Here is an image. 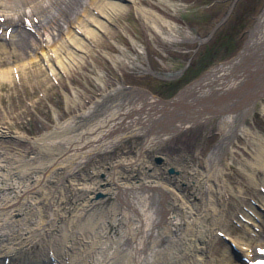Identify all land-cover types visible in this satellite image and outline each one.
I'll use <instances>...</instances> for the list:
<instances>
[{
  "label": "rangeland",
  "instance_id": "374dc122",
  "mask_svg": "<svg viewBox=\"0 0 264 264\" xmlns=\"http://www.w3.org/2000/svg\"><path fill=\"white\" fill-rule=\"evenodd\" d=\"M124 4L125 12L102 19L106 29L91 26L97 38L87 40L85 51H76L83 61H76L75 65L64 62V68L55 67L57 76L48 72L41 58L34 66L30 65L33 53L29 51L23 59L11 54L0 57V72L11 73L9 79L0 82V131L6 133L0 137V174L7 176L21 171L22 178L7 179L4 183L36 186L39 195L50 196L51 203L43 207L48 218L41 223L38 220L41 211L36 207L34 222L28 221L30 235L38 241H55L65 236L67 239L77 226L92 228L89 225L95 224L98 231L110 236L114 251L116 245L112 241L123 239V234L114 231V227L106 231L104 224L105 220L114 219L116 228L124 226L123 205L109 195L117 190L114 178L121 186L137 188L140 195H149L151 192L146 190H152L156 204L171 202L181 208L177 219H183L184 224L176 227L168 223L159 229L161 232L168 226L191 238L200 222L206 227L212 223L215 216L210 217V212L217 211V218L223 216L228 225L227 229L213 232L217 237L212 243L213 252L216 256L223 255L225 261L213 264H239L229 253L225 238L235 242L249 238L250 227L243 221L248 216L257 218L258 230L264 231V174L256 170L264 167V94L253 99L248 112H222L219 105L215 113L203 111L194 125L145 150L148 137L140 134L89 154L85 152L95 145L83 147L80 162L59 166L36 185L37 174L46 171L56 157L68 155L65 147L70 138L85 135L104 118V112L128 96L118 90L119 83L140 87L163 99L175 97L189 82L235 57L248 42L264 10V0H240L214 39L199 46L196 38L206 37L231 1L141 0ZM137 7L149 9L162 30L155 31ZM12 48L23 55L21 47L0 42V51L9 52ZM70 50L74 51L64 50L61 56L66 57ZM151 73L166 74L159 77L166 80L161 82H177V87L159 88L160 80ZM198 108L202 105L189 109ZM69 121L73 123L68 124ZM241 127L246 132H239ZM120 133L122 129L106 141ZM40 138L44 140L39 141ZM156 157H162L163 163L157 164ZM211 167L217 172L208 177ZM170 168L175 169L174 174H169ZM98 193L104 194V198H97ZM88 197L97 205L89 213L82 212L81 205ZM244 198L246 201L241 202ZM175 211L172 217L176 216ZM201 246L197 244V248ZM63 250L60 248L61 253ZM184 252L185 249L181 251ZM61 253L52 262L47 250L37 249L32 254L26 247L19 249L10 264H42V260L43 264H73ZM181 261L188 263L183 259L174 264Z\"/></svg>",
  "mask_w": 264,
  "mask_h": 264
},
{
  "label": "bare ground",
  "instance_id": "6f19581e",
  "mask_svg": "<svg viewBox=\"0 0 264 264\" xmlns=\"http://www.w3.org/2000/svg\"><path fill=\"white\" fill-rule=\"evenodd\" d=\"M125 1L141 0H0V42L21 47L24 55L18 54L15 48H12L9 52L6 49L1 50L0 57L11 54L14 58L23 59L29 51L33 53L30 65L34 66L37 59L41 58L47 65L48 72L57 76L55 67L64 68V62L75 65L76 61H83V57L76 51H85L87 40L97 38V33L91 26L106 29L102 19L108 20L114 14L117 16L125 12ZM137 11L155 31L162 30V26L158 24L157 18L149 9L137 7ZM9 30L10 34L7 33ZM253 34L242 57L229 65L214 69L177 99V104L187 102L182 108L179 104L164 108L163 104L144 93L138 94L140 101L130 96L115 103L104 112V118L94 124L85 135L78 134L68 140L65 147L68 155L53 159L46 171L37 174L36 185L43 183L47 175L59 166H73L77 160L80 162L83 157L79 154L80 149L92 144H95V148L89 149L85 154L114 146L122 139L140 134L148 137L144 149L150 148L160 141L159 136L151 138L150 135L156 136L157 132L167 124L172 123L174 126L171 128L177 130L185 126L186 120L196 121L194 115L199 108L190 111L189 107H194L198 103L208 106L212 104L211 102L220 101L226 103V111L240 109L245 112L251 111V101L248 103L251 97L256 98L264 94V11L257 21ZM167 35L170 34L167 33ZM69 49L74 51L70 50L66 57H62L61 53ZM10 75V71L0 72V82L9 79ZM253 85L255 89L248 90V87ZM120 89L127 91L126 87L120 86ZM115 97L113 95L112 99ZM228 99H235L230 106ZM160 110L166 111L160 112ZM133 115L137 117L129 122ZM125 119L128 125L123 121ZM175 121L179 124H175ZM70 123L72 124L73 121L68 122ZM122 125L124 127L120 135L110 141L101 140ZM239 132L244 133L246 130L241 127ZM5 136L6 133L0 131V137ZM43 140L44 138H40L39 141ZM212 169L211 167L206 176L215 175L217 169L215 171ZM256 170H261L264 174L263 166L257 167ZM23 176L21 171L7 176L0 174L2 179L0 184V259L16 257L19 249L28 247L32 254L37 249H41L47 250L48 255H60V248H62L65 250L61 253L62 256L71 260L73 264H174L175 261L183 259L188 263L181 261V264L225 262L223 255L216 256L212 248V243L217 240L213 232L218 228L227 229L228 225L222 217L217 218V211L210 212V217L215 216L210 221L212 223L206 227L205 223L200 222L197 226L198 231L191 238L186 234H177V229L168 226L165 232H161L159 229L168 223H174L176 227L184 224L183 219H177L181 214V208L171 202L169 205L164 201L156 204L154 201H157V198L153 197L152 190H146L151 192L149 195H140L137 188L121 186L114 178L112 180L117 190L115 189V192L109 195L123 205L121 221L125 226L116 228L114 219L104 221L106 231L114 227V231L123 234V239L114 238L112 241L116 245L114 251L110 247V236L106 235L107 232L98 231L95 224L89 225L92 228L85 225L77 226L67 239L65 236L55 241L47 239L38 241V238L30 235L29 222L35 220L36 207L38 211H41L38 220L43 222L42 219L47 216L43 207L45 203H51V198L49 195H39V192H36V186L19 185L21 183L17 182L4 183V180L11 181L12 178L17 181V178ZM91 199L88 197L83 202L80 208L82 212L89 213L97 205ZM242 200L241 202H245L246 198ZM173 210L177 212L176 216H173L174 220ZM17 216L23 219H15L14 217ZM87 220H90V217ZM247 223L250 227L247 232L249 238L237 242L231 240V242L236 246V254L238 252V256L239 254L241 256L242 253L249 264L260 257L258 250L264 249V233L257 231L256 221L253 218L248 217ZM35 232H38V229ZM197 244L202 245L201 248H197ZM184 249L185 252L182 254L181 251ZM209 257L212 259L208 260ZM242 264L245 263L242 262Z\"/></svg>",
  "mask_w": 264,
  "mask_h": 264
}]
</instances>
